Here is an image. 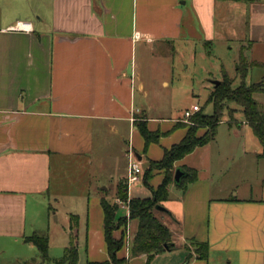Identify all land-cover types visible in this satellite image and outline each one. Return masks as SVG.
<instances>
[{"label": "crops", "instance_id": "0c3cea01", "mask_svg": "<svg viewBox=\"0 0 264 264\" xmlns=\"http://www.w3.org/2000/svg\"><path fill=\"white\" fill-rule=\"evenodd\" d=\"M229 3L247 5L242 15L248 49L256 58L264 52V0H0V251L11 241L30 242L44 196L59 204L72 198L84 208H71L65 216L69 228L71 215L79 218L78 263L82 251L86 264L110 261L101 202L115 204L119 198V185L128 175L120 164L132 152L147 171L189 129L184 117L152 118L165 109L150 102L162 94L137 62L140 48L149 57L161 45L180 54L183 63L195 61L197 43L190 37L195 34L202 47L215 40L218 27H229ZM19 23L31 24L32 30H14ZM161 86L168 90L171 82L163 79ZM140 117L150 131L161 133L148 147L139 131L142 141L137 137ZM184 159L176 169L186 166ZM108 163L112 168L106 179L94 166L102 170ZM187 167L197 171L198 179L181 189L177 204L170 201L173 183L162 204L171 213L174 225H166L177 248L152 262L264 264V186L258 194L252 184L242 190L237 186L224 198V187L215 190L206 164ZM65 169L73 171L61 173ZM153 176L148 184L156 189L164 174ZM149 186L143 180L130 186L129 198H151ZM65 187L72 191L64 192ZM116 215L117 221L128 219L113 233L116 239L123 230L125 235L117 258L148 264L146 255H131L138 221L129 219L128 211L125 217ZM193 241L209 245L207 260L184 247Z\"/></svg>", "mask_w": 264, "mask_h": 264}, {"label": "rangeland", "instance_id": "374dc122", "mask_svg": "<svg viewBox=\"0 0 264 264\" xmlns=\"http://www.w3.org/2000/svg\"><path fill=\"white\" fill-rule=\"evenodd\" d=\"M239 5L230 3L226 5L228 19L226 23L229 24V27L226 29L218 27L215 40L210 44L203 45V47L199 46L198 37L195 34L190 37L194 45L197 43L196 51L198 54L193 62L183 63L180 59V54L163 48L164 46L161 45H157L153 56L149 55V57L146 56L145 50L142 47L140 48L137 62L143 66V71L147 72V75H145L148 80L155 84L162 94V99H154L151 96L150 102L158 104L165 109L164 112H161L162 110L153 112L151 114L152 118L167 119L164 120L165 122H170L174 118H183L185 111L192 109L193 105L199 106V110L188 120L184 119L189 126L194 123L192 117L198 112L212 116L215 112V106L214 102L210 101V98L216 87L214 82H222L224 75H227L232 81L233 88H237L240 85L241 78L237 75L236 63L242 51L249 63H255L249 70L246 83L251 85L263 81L264 52L263 50L258 52V56L254 58L252 52L249 51L246 28L247 19L244 14L242 15V10L246 9L247 5L245 3ZM222 17L223 14L219 12V24L222 22ZM187 54H189V51L188 53H183L184 56H188ZM163 79L171 82L168 90L161 86ZM254 97L264 110V94L257 93ZM218 112L221 122L217 125L214 139L204 148H198L195 153L186 157L181 161V165H186L183 167L197 166L202 168L206 164L208 170L203 169V172L205 170L208 171V176L211 178L215 190L220 185L224 187L225 191L222 193L224 198L230 197L232 190L237 186L242 190L249 184H252L257 194L260 193L258 191L264 186V146L255 135L251 126L245 124V115L240 105L235 102L225 101L218 108ZM155 121L160 120L156 119ZM159 124L158 122L156 126L158 127ZM179 129H185V127L183 126ZM138 131L137 129L136 132ZM206 131L207 128L201 126L197 130V135H202ZM137 134L138 139L142 141L139 132ZM172 134L173 132L163 136V140L167 141ZM160 145L156 144L157 147H160ZM137 151L138 149H136ZM128 164L129 159H126L124 164H120L123 168L121 169L123 175L126 170L128 171V167L126 169L124 165ZM111 168L112 163L106 164L102 167V170H100V165L96 164L94 166L95 172L97 174L102 173L106 179L111 173ZM172 169L174 172L176 163ZM71 171L73 170L65 169L61 173L70 175ZM157 172L164 174L165 171L154 170L151 178H154L153 174ZM145 173L146 170L142 174L143 181ZM124 181L128 183L127 179ZM65 189L66 191L64 192L70 193L72 191L69 187H65ZM180 195H182V190L175 185V188L171 190L170 196L172 204L178 203ZM115 204L118 207V217H125L127 210L119 207L117 203ZM82 206L83 204L80 203L78 208L77 201L72 198H66L59 204L55 198L44 196L39 204L35 223L37 226L36 234L49 238L50 262L44 263L41 261L40 253L32 242L25 243V240H19L18 242H9L6 244L5 250L0 251V264H57V261L64 256L65 248L69 247L71 241L72 234H69L70 224L65 216L67 212H72L70 211L71 208H76L83 212L84 208L81 209ZM74 214H78V212L74 211ZM82 214L84 219L85 213ZM156 214L168 226L174 225L169 214L161 211L156 212ZM189 247L194 250L192 243ZM84 254L82 251L78 264H86ZM150 264H163V260L153 261Z\"/></svg>", "mask_w": 264, "mask_h": 264}, {"label": "trees", "instance_id": "16d2710c", "mask_svg": "<svg viewBox=\"0 0 264 264\" xmlns=\"http://www.w3.org/2000/svg\"><path fill=\"white\" fill-rule=\"evenodd\" d=\"M255 63H249L243 51L241 52L238 62L236 63L237 75L241 78L240 85L233 88L232 81L224 75V79L218 86L215 87L211 102H214L215 112L212 116L204 115L203 113H196L193 117V124L189 126L185 138L179 143L166 149L164 156L160 161H151L150 167L145 173L144 182L148 184L151 179V174L154 170H164V177L161 184L152 190V197L146 199L129 198L128 184L122 181L119 185L118 197L123 201H129V219L138 221V230L134 235L131 245V255L134 257L146 255L148 264L160 254L175 250L177 245L173 242V234L169 227L162 222L156 212V206L162 205L169 199V187L174 183L173 166L176 162L184 159L189 154L193 153L198 147H203L214 139L217 125L221 122L218 108L225 101L235 102L243 108L245 121L251 126L255 135L258 137L264 146V110L261 108L259 101L254 97L257 93L264 94V78L263 81L256 84H247L246 78L249 74L250 68ZM137 122V128L144 138L145 147L152 143L158 142L161 137L159 131L152 132L148 129L146 121ZM206 127L207 131L202 135H197V130L200 127ZM188 173L178 187L186 191L189 184L194 183L198 179V173L195 169L182 167ZM102 207L105 214L104 229L105 241L108 246L110 254V261L103 263H89V264H127L126 259H118L117 252L124 244V230L119 239L113 235L114 230L120 226L127 225V218H120L117 221L116 204H112L106 199L102 200ZM71 241L69 247L66 248L64 256L57 261L58 264H77L79 259L76 232L78 229L79 218L76 215H71ZM117 221V222H116ZM28 241L32 242L38 249L41 261L44 263L50 262L49 258V238L42 237L38 234H33L28 237ZM192 246L197 259L207 260L209 255V245L207 243H200L193 241ZM185 248L191 250L187 245ZM192 256H189L187 262Z\"/></svg>", "mask_w": 264, "mask_h": 264}, {"label": "built area", "instance_id": "2783aa9c", "mask_svg": "<svg viewBox=\"0 0 264 264\" xmlns=\"http://www.w3.org/2000/svg\"><path fill=\"white\" fill-rule=\"evenodd\" d=\"M14 30L17 31H31L32 27L31 24L28 23H19ZM199 110V106L195 105L191 110L185 111L184 113V119L188 120L196 111ZM142 174L143 169L140 167L135 155L131 152L129 154V165H128V175H127V181H128V188L130 186L139 183L142 181ZM115 203L119 205V207L125 208L128 211V217L129 214V201H123L120 198L116 199Z\"/></svg>", "mask_w": 264, "mask_h": 264}, {"label": "water", "instance_id": "95a60500", "mask_svg": "<svg viewBox=\"0 0 264 264\" xmlns=\"http://www.w3.org/2000/svg\"><path fill=\"white\" fill-rule=\"evenodd\" d=\"M214 84H215V86H218L220 84V82L219 81H215ZM187 176H188V173L185 170H183L182 167L181 168H177L175 170V174H174V183H175V185L176 186L181 185L183 179L185 177H187ZM156 209L158 211L165 212V213L171 215L170 211L167 208H165L164 206H162V205L156 206Z\"/></svg>", "mask_w": 264, "mask_h": 264}]
</instances>
